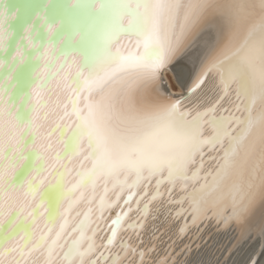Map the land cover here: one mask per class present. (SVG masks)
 Segmentation results:
<instances>
[{"label": "snow or ice", "instance_id": "1", "mask_svg": "<svg viewBox=\"0 0 264 264\" xmlns=\"http://www.w3.org/2000/svg\"><path fill=\"white\" fill-rule=\"evenodd\" d=\"M17 24L0 264H177L205 221L232 235L224 260L264 264V0L5 5L0 50ZM161 217L176 225L163 252L144 239Z\"/></svg>", "mask_w": 264, "mask_h": 264}, {"label": "bare ground", "instance_id": "2", "mask_svg": "<svg viewBox=\"0 0 264 264\" xmlns=\"http://www.w3.org/2000/svg\"><path fill=\"white\" fill-rule=\"evenodd\" d=\"M16 45H17V41H16ZM26 49H28V48L26 47ZM15 51H16V48L10 54L9 61L12 60V54H14ZM41 51H43V49H41ZM34 54H35V52H32V55H34ZM0 61H2V60L0 59ZM167 75L170 76L171 73H168ZM0 80H3V77ZM261 211H264V208H258L257 209L258 214ZM161 225H162V227H159L160 229L163 227H166L168 230L167 234H166V237H167L166 243L167 242L169 243L171 240H176L175 239L176 238V236H175L176 225L173 224L170 226L166 222L161 223L160 226ZM200 229H203V231H199L200 233L196 235V239L198 241L206 240L207 239L206 237L209 234H212L213 239H215V240L207 243V245L204 248V251L202 252V255L199 258L198 257L195 258L194 261H201L202 260V261H211L212 264H233L234 261H239V260L243 259V257L238 254V250H234L232 252V254L228 257V259L224 260L225 255H227V250L232 243V235L230 232L217 231V225L215 224L214 221H206L203 224V226L200 227ZM190 236L185 235L182 240H176V244L173 246V249H172L173 255H175L176 253H180V255L177 256V264H179V262L181 260H184L185 257L188 255L187 250H185L184 252H181V249L184 247V245H191L192 244L191 243L192 239L190 238ZM187 260H188V258H187Z\"/></svg>", "mask_w": 264, "mask_h": 264}, {"label": "water", "instance_id": "3", "mask_svg": "<svg viewBox=\"0 0 264 264\" xmlns=\"http://www.w3.org/2000/svg\"><path fill=\"white\" fill-rule=\"evenodd\" d=\"M41 2V0H0V7H3L5 5H21V6H31V5H37ZM30 22V21H29ZM36 27L41 28V31L43 30V26L40 24H37ZM16 31H17V35L15 37V40L11 42L10 48L8 50V52H5L3 50H0V59L3 61L4 57L7 55L8 58V62L11 63V61H9L10 59V54L12 53V51L17 48L16 45V41L17 44H23V42L20 40V35L23 34V28L17 24L16 26ZM44 39H48L46 37H44ZM25 53H29V52H34V49H26V46L24 48ZM8 71V66L7 64H5L3 67H0V79L4 76V73H6ZM12 91H16L15 89H12ZM163 217L157 219L156 221H149L148 227L144 233V239L145 242L150 244V243H155L158 247V249L163 252L164 248L168 245L171 244L173 240H171L169 243L167 241V228L163 227V228H159L162 227V225L160 226L161 223H163ZM206 222V221H205ZM205 222H202L199 225V229L200 227L203 226V224ZM199 229L197 228H192L189 230L188 234L186 236H190V238L192 239V244L190 245L192 251L190 253H188V255L185 257V259L188 258V261H194L195 258H199L202 255V252L204 251L205 246L207 245V243H209L210 241H214L215 239H213L212 234H209L206 238V240L204 241H198L196 239V235L199 234ZM152 235H156L157 237H159V239L153 241L151 239ZM195 237V238H194ZM176 239V238H175ZM198 241V242H197ZM197 242V243H196ZM193 245V246H192ZM197 245H199V247H197Z\"/></svg>", "mask_w": 264, "mask_h": 264}]
</instances>
